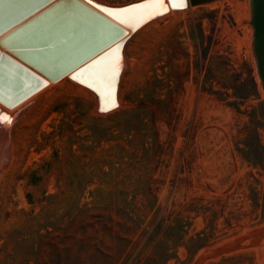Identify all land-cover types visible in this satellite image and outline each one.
Listing matches in <instances>:
<instances>
[{
	"label": "rangeland",
	"instance_id": "1",
	"mask_svg": "<svg viewBox=\"0 0 264 264\" xmlns=\"http://www.w3.org/2000/svg\"><path fill=\"white\" fill-rule=\"evenodd\" d=\"M248 21V0H215L148 24L110 113L67 85L27 105L0 179V264H264Z\"/></svg>",
	"mask_w": 264,
	"mask_h": 264
},
{
	"label": "bare ground",
	"instance_id": "2",
	"mask_svg": "<svg viewBox=\"0 0 264 264\" xmlns=\"http://www.w3.org/2000/svg\"><path fill=\"white\" fill-rule=\"evenodd\" d=\"M54 1L56 0L50 1L29 16L17 21L5 29L0 30V39L36 13L44 10ZM81 1H84V3L117 25L121 26L124 29V35L115 42L111 43L109 46L101 49L97 53L88 57L85 61L78 64L73 63L78 59V57H81V55L85 53L83 52L85 49L80 47L78 44L76 45V43H67V41L60 44L50 42L48 43L50 47L40 52H17L21 54L22 57H17L9 52V50H20L23 47L30 48L32 46H39L36 43H42L44 41L47 42L49 39L51 40L52 34L55 33L53 30L55 27H50L51 25H49L52 23V19H55V17L52 19L49 18L53 17L51 15L43 17V20H41L37 25L36 23L35 25H32L34 26L35 30L40 28L39 31H41L44 35L28 40V38H25L26 34H28L26 29H30V27H25L26 29L24 28L23 32L17 33L13 35V37L3 40L0 45V53L6 55L12 60V62H14L10 63L0 60V112L9 117L12 120V123L15 119H17L20 112L27 105L40 101L43 95L50 89L62 85H67L81 92L90 93L93 96L96 110L99 113L107 114L116 110L120 106V100L118 97L119 85L122 74L126 67V58L124 55L125 45L135 34H137L148 24L156 21L158 22L162 20V18L164 19L165 16L174 15L177 12H181L190 8L188 0H186V7L182 9L170 8L166 14L156 15L151 19H146L143 12L139 10H133L131 8V6L134 4L125 6L129 3L138 2L139 0H131L129 2L120 4H109L100 0H95L98 3L115 7L107 9L98 5L93 0L92 3H88L86 0ZM114 9H127L128 11L110 14V10ZM139 26L140 28L132 34L131 30ZM116 55L120 57V60L114 82H112V87L116 102L119 106L115 108H109L107 111H101V107L104 106L102 105L101 92L111 81H109L107 77H102L99 75L98 70L102 67L110 65L111 62L114 61ZM15 63H18L26 70L33 72L40 80L38 81V79L28 75L23 70L20 71L18 66H16L17 64ZM68 67L69 69H67ZM51 75L55 76L53 77L54 79L49 78ZM16 82L18 88H14ZM24 114L25 112L21 114L17 120L23 118ZM12 123L6 126L0 125V179L2 178L3 174L9 171V168L12 166V164H14V161L18 159L17 152H20V149L17 147L18 143L16 144V139L12 134V129L15 124L13 123L12 125Z\"/></svg>",
	"mask_w": 264,
	"mask_h": 264
},
{
	"label": "water",
	"instance_id": "3",
	"mask_svg": "<svg viewBox=\"0 0 264 264\" xmlns=\"http://www.w3.org/2000/svg\"><path fill=\"white\" fill-rule=\"evenodd\" d=\"M50 1L52 0H0V30L5 29L17 21L29 16ZM212 1L215 0H188V3L190 6H198ZM141 2H143V0L129 3L125 6ZM248 2V22L251 27L252 56L255 62L257 75L264 92V0H248ZM103 7L106 9L108 8L105 6ZM47 15L53 16L49 17L51 19L55 17V19H52V23L49 24L51 25L50 27H55V29H53L55 33L51 36L52 39H49L47 42L44 41L42 43H36L39 46H32L30 48L23 47L20 50L14 51L9 50L11 54L17 57H22V55L17 52H40L48 49L50 47L48 43L50 42L60 44L67 41V43H76V45L78 44L80 47L85 49L83 51L85 53L81 55V57H78V59L73 63L78 64L85 61L88 57L97 53L101 49L109 46L111 43L115 42L124 35V29L121 26L117 25L84 3V1L56 0L44 10L36 13L1 38L0 45L3 40L9 39L13 37V35L23 32L25 27H30V29L25 28L28 33L25 38H28V40L44 35L41 31H39L40 28L35 30L32 25H35V23L37 25L41 20H43V17H46ZM0 56L9 62H12V60L4 54L0 53ZM15 64H17L16 66H18L20 71L23 70L28 75L38 79V81L40 80L33 72L26 70L18 63ZM67 69H69V67ZM53 77L55 76H49L50 79H54ZM14 88H18L17 82Z\"/></svg>",
	"mask_w": 264,
	"mask_h": 264
},
{
	"label": "snow or ice",
	"instance_id": "4",
	"mask_svg": "<svg viewBox=\"0 0 264 264\" xmlns=\"http://www.w3.org/2000/svg\"><path fill=\"white\" fill-rule=\"evenodd\" d=\"M86 2L92 3V0H86ZM184 7H186V0H143L141 4H134L131 6L133 10H139L143 12L146 19H151L156 15L166 14L170 8L182 9ZM127 11V9H114L110 10V14L117 12L123 13ZM119 60L120 57L116 55L114 61H112L110 65L102 67L98 70L99 75L102 77H107L109 81H111L101 92L102 105H104L101 107V111H107L109 108H115L119 106L116 102L112 87V82H114L117 69L119 68ZM11 123L12 120L0 112V125L6 126L10 125Z\"/></svg>",
	"mask_w": 264,
	"mask_h": 264
}]
</instances>
